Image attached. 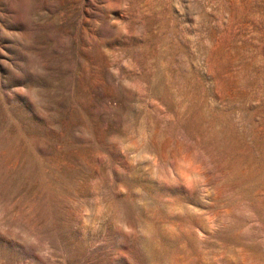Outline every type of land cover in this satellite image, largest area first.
<instances>
[{"label":"rangeland","instance_id":"obj_1","mask_svg":"<svg viewBox=\"0 0 264 264\" xmlns=\"http://www.w3.org/2000/svg\"><path fill=\"white\" fill-rule=\"evenodd\" d=\"M0 264H264V0H0Z\"/></svg>","mask_w":264,"mask_h":264}]
</instances>
